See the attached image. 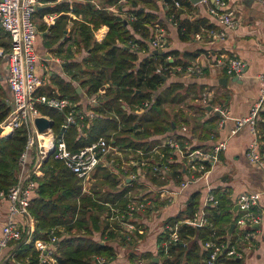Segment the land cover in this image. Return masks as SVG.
<instances>
[{"label": "trees", "instance_id": "16d2710c", "mask_svg": "<svg viewBox=\"0 0 264 264\" xmlns=\"http://www.w3.org/2000/svg\"><path fill=\"white\" fill-rule=\"evenodd\" d=\"M177 1L181 4L180 8L175 5V0H74L72 11L81 16L80 20L74 21V43L79 52L86 51L87 55L81 62L67 60L63 64V71L71 77L70 80L60 75L52 77L53 85L60 94L52 91L51 86L44 89L49 95L67 97L77 102L81 94L73 84V81H76L88 97H97V103L87 105V109L93 110L96 117L89 127L83 129V134H80L78 127L74 125L69 126L65 132L64 139L71 150L89 145L104 136L108 140L114 139L115 144L126 153L140 155L139 151H143L148 158L155 155L154 157L162 163H169L172 177L176 179V183L181 182L183 163H170L171 152L167 148L163 149L166 157L162 160L154 154L160 144L157 136L192 124L209 127V133H213L217 116H211L201 123L186 114L185 109L180 107L181 103L187 101L189 94L183 93V83L172 82L166 87L164 85L172 74L184 73L191 65L190 61H183L175 50L162 54L151 50L150 42L155 25L164 26V21L159 15L161 7H166L167 17L176 21L183 40L189 39L202 29L212 27L205 19H180L183 13L181 8L190 7L191 2ZM111 6L118 7L116 13L110 10ZM47 10L36 12L39 11L43 15ZM50 10L65 13L71 8L68 3L63 2ZM67 20V14H61L54 25L45 24L41 28L47 29L50 37L53 36V40L57 42L65 30ZM0 47L4 48V53H9L12 48L10 35L1 25ZM141 53L144 56H141ZM198 55L199 53H192L185 56L195 59ZM168 57L173 60L170 61ZM179 66L182 67L180 71L174 69ZM160 67L169 69L158 73L157 69ZM106 85L108 87L105 92L100 93L101 88ZM197 86L192 85L191 88L194 100L203 92L198 91ZM5 98L4 91L0 96V123L8 118L12 108ZM146 100L151 101L150 106L141 114L135 113L137 106ZM39 107L44 114L54 119L55 130L60 132L65 121V112L42 105ZM83 107V104L79 103L77 108L81 110ZM200 110L202 114L206 113L205 107ZM261 117L264 118V111ZM259 126L264 127L263 120L259 121ZM193 130L196 131V128ZM206 136L209 138L210 135ZM187 140L185 138L181 143L183 149H186V142H190ZM26 141L27 129L22 124L9 136L0 138V203L1 193L7 192L17 180L19 157ZM262 152L264 153V146ZM173 158L177 159V156ZM44 170L43 178L39 179L38 195L32 199L29 211L37 221L34 232L36 239L49 240L51 231L56 229V264H94V255H102L111 263L118 258V249L111 242L119 241L125 246L127 242L136 246L138 239L144 237L141 230H136L132 235L133 240L127 241V237L111 227L105 218L109 210L108 204L125 206L128 202L127 194L131 188L119 190L118 175L105 167H99L91 193L82 194L80 178L62 161L56 159L54 154H50ZM152 173L148 171L151 181L159 184L165 182ZM215 195L217 204L208 205L204 209L206 225L193 226L187 222L196 217L200 210L201 192H193L186 207L167 219L172 224H179L181 240L170 242L167 233H160L157 237L156 253L139 251L135 246L125 249L129 264H205L207 250L204 244L218 237L220 241L230 245L237 244L240 250H243L242 246L249 245L243 240L244 232L235 227L233 233L229 234V228L239 214L234 212V205L225 194ZM97 234L100 239L96 238ZM12 245L10 252L13 254L3 259L0 264H22L28 257L32 264H50L40 263L39 252L33 242L20 240ZM156 257L159 258L158 261H155ZM242 258L227 260V264H238Z\"/></svg>", "mask_w": 264, "mask_h": 264}, {"label": "built area", "instance_id": "2783aa9c", "mask_svg": "<svg viewBox=\"0 0 264 264\" xmlns=\"http://www.w3.org/2000/svg\"><path fill=\"white\" fill-rule=\"evenodd\" d=\"M208 2L209 0H202ZM208 12L221 25L220 28H209L203 32L195 34L197 39L208 37L212 41L224 40L228 31L237 23L236 13L231 9L226 0H211ZM264 6V0H254ZM175 5L181 7L179 1L175 0ZM37 0H0V25L10 35L12 48L8 53V74L7 82L12 92L11 112L8 118L0 123V138L9 136L21 124L27 129V141L24 150L19 157L17 180L7 192L1 193L2 203L6 204V218L1 227L0 234V262L9 258L13 253L2 256V251L15 242H33L39 252L40 263L56 264L55 252L58 238L54 235L56 229L51 231L49 240L36 239L34 232L37 221L31 215L29 208L32 199L38 195L39 179L45 174L44 165L51 154L62 161L71 171L76 174L82 183V194H90L95 182V173L99 167H105L121 179L122 185L131 188L125 206L119 204H108L109 210L105 218L111 227L119 230L127 241H132V235L138 229L140 213H154L159 211L166 203L175 202L182 191L190 184L199 182L205 177L212 166L218 161L220 154L226 148V141H219L211 147L192 149L186 147L183 152L180 139L177 135L166 138L163 145L171 152L170 163L179 162V154H186L184 166L187 178H182L174 188L167 186L174 182L175 178L169 177L170 164L162 163L153 155L148 158L146 153L139 151L140 155L126 153L120 146L115 144L114 139H107L101 136L93 143L71 150L64 139L65 132L69 126H77L80 134L83 129L89 127L96 113L93 110L80 111L76 105L68 98L57 95H49L44 92V88L49 83V77L40 69V58L36 50L38 29L34 22V14L37 11ZM55 15L48 16V23H52ZM151 47L155 50L165 52L168 47L165 29L156 25ZM170 61L173 58L168 57ZM213 66L225 67L229 75L240 76L246 67L242 58L236 56H219ZM181 66L175 67L181 70ZM169 68L160 67L158 73ZM185 73L190 76H200L204 73V67L198 64L189 65ZM259 94L250 107L249 113L244 117L233 118L227 106H219L214 109L219 112L222 125L228 119H234L235 127L233 134L238 133L244 127H248L253 139L249 143L246 157L251 164L257 167L264 175V153L262 152V142L259 138V121L264 111V73L258 76ZM106 86L101 88L100 93H104ZM208 94L204 95L206 102ZM91 103H97L96 96L92 97ZM151 101L146 100L137 106L135 113L143 112L150 106ZM39 105L52 108L60 112H65V121L61 126V131L55 130L54 119L44 114ZM44 117L53 122L51 127L43 131L36 125V119ZM186 130V127H183ZM179 153V154H178ZM177 156L173 158V156ZM161 160L166 157L161 153ZM152 171L154 175L160 176L166 184L147 194L141 188L132 190L140 178H146L147 171ZM264 190L248 191L241 193L236 204L239 206V214L235 221V227L240 232H244L243 240L252 242L256 232L255 226L261 221L263 212L261 210V200ZM218 202L215 193L209 191L205 196L204 206L199 214L193 219L187 220L193 226H203L207 224L204 217V209L208 205H216ZM164 221V220H163ZM167 233L170 242L181 240L179 224H172L165 219L162 224V232ZM104 243V242H103ZM207 250L205 264H227V260L243 257V250L237 244H227L220 241L219 237L210 239L204 244ZM94 264H109L102 255L93 256ZM22 264H32L28 257Z\"/></svg>", "mask_w": 264, "mask_h": 264}, {"label": "crops", "instance_id": "0c3cea01", "mask_svg": "<svg viewBox=\"0 0 264 264\" xmlns=\"http://www.w3.org/2000/svg\"><path fill=\"white\" fill-rule=\"evenodd\" d=\"M37 1V10L49 9L43 15H41L39 11L34 14V22L38 29L36 50L40 58V69L49 77V83L45 88L51 86L53 87L52 91L57 94L58 90L57 87L53 85L52 77L54 75H60L64 79L70 80L71 77L63 71V64L67 60L81 62L87 55L86 51L79 52L74 43V21L80 20L81 16L76 15L72 11L74 0ZM63 2L68 3L71 10L65 13L50 10ZM190 2V7L181 8L183 9V13H181L180 19L189 18L192 21L205 19L209 25H212L210 28L218 29L221 27L219 22L208 12V7L210 3H212L211 0L207 3L202 0L198 3H194L192 0H190ZM226 2L228 6L235 11L237 23L228 31L227 37L224 40L212 41L208 37L197 39L195 35H192L187 40H183L180 37L176 21L174 22L171 17H167V8L161 7L159 12L160 18L164 21V26L160 24L157 25L165 29L168 41V47L165 51H178L180 55L179 58H182L183 61H190V64H198L204 67V73L200 76H190L185 72L182 74H172L167 79L164 87L172 82L183 83V93L189 94L187 101L181 103L180 107L185 109L186 114H189L191 118H196L197 121L201 123L211 116H217V119L215 122L216 128L213 130V133H209V127H205V129L203 128L204 126H193L192 124L183 126L186 127V130L181 127L174 131L167 132L164 135L157 136V138L160 139V144L154 150V154L158 155V159H161L160 154L163 153L164 148H167L163 145V142L172 135H177L179 139L181 138L180 143H182L185 138L190 140V142H186V147H195V149L211 147L219 141H226L227 145L225 150L220 154L218 161L210 168L209 173L199 182L187 186L175 202H167L165 207L161 206L160 210L154 213L138 214L140 221L138 222L137 231L141 230L144 233V237H140L135 246L139 251L157 252V237L162 232L163 222L165 219L176 215L180 210L184 209L193 192H201V205L199 210L201 211L204 206L205 196L209 191L213 190L218 196L222 193L225 194L235 206L236 200L241 193L264 190V175L257 167L251 164L246 157L249 143L253 139V135L249 128L244 127L238 133L233 134V128L235 127L234 119H228L221 125V117L216 114V110L214 109L219 106H227L233 118L244 117L249 113L251 105L258 97V76L264 73V6L254 0H226ZM110 10L116 13L118 7L111 6ZM61 14H67L68 20L61 38L55 42L52 38L53 36L50 37V32L41 27L45 24L47 26L54 25ZM50 15H55V19L52 23H48L47 21ZM205 30L206 29H202L201 32L205 34ZM151 50L153 51L154 49L151 47ZM192 53H199V55L195 59H192V56H185L186 54ZM7 55L8 53H4V48L0 47V96L5 91V100L12 105L13 94L7 82ZM141 56H144V54L141 53ZM219 56H236L242 58L246 63L244 72L240 76H234L229 75L225 67L213 66L212 62H215L216 58ZM2 58L4 59L1 60ZM73 84L77 87V91L81 94V98L77 102H74L70 98L68 99L76 105V108L79 103H82L84 107L81 108L80 111H90L87 109V105L91 103L90 99L92 97H88L84 89L81 88L76 81H73ZM192 85H198L197 90L200 92L203 91V94L201 93L198 99L195 100L193 98L194 92L191 90ZM106 87H108V85H106ZM205 94H208L206 102L204 100ZM209 106H212V110H208ZM201 107L206 108L205 114H202L200 110ZM141 113L142 112H139L137 114ZM261 120L264 122V118L261 117ZM194 127L196 131L193 130ZM208 134L210 135L209 138L206 136ZM259 138L262 142V146H264V127L262 126H259ZM181 149L183 152L186 150L183 149L182 146ZM177 156L179 159L178 161L183 163L182 178H187L186 168L184 166L186 154L183 153ZM148 171L146 173V178H140L139 182L132 190L139 186H143L145 188H141V190L143 189L144 193L153 194V191L166 184V182L159 184L151 181ZM171 172L172 170L170 169L168 173L169 177L174 178ZM155 177L160 181H164L160 176L155 175ZM95 179H97V177ZM176 184L175 179L174 182L169 183L167 186L174 188ZM117 188L119 190L126 188L122 185L121 179ZM261 210L263 212V217L255 226L256 232L254 239L252 242L248 243L249 245L242 246L243 258L238 264H264V196L261 200ZM5 218L6 204L5 202H1L0 234ZM96 238L100 239V235L97 234ZM111 243L118 249V258L109 264H129V261L125 257V245L119 241ZM125 244L126 246L128 245L127 242ZM12 248L13 245H10L8 248L4 249L2 251V256L10 253Z\"/></svg>", "mask_w": 264, "mask_h": 264}, {"label": "water", "instance_id": "95a60500", "mask_svg": "<svg viewBox=\"0 0 264 264\" xmlns=\"http://www.w3.org/2000/svg\"><path fill=\"white\" fill-rule=\"evenodd\" d=\"M199 1H201V0H192V2H194V3H198ZM153 52L156 54H162L163 53V51L155 50V49L153 50ZM163 78L166 79L165 76H163ZM208 110H212V106H209ZM216 114L219 115V112L216 111ZM36 125L39 128V130L43 131L47 127H51L53 125V122L49 121L47 118L40 117V118L36 119ZM50 154H51V152H50ZM238 209H239V206L236 204L234 206V212L237 213ZM234 229H235V223H232L230 228H229V234H232ZM158 260H159V258L156 257L155 261H158Z\"/></svg>", "mask_w": 264, "mask_h": 264}, {"label": "rangeland", "instance_id": "374dc122", "mask_svg": "<svg viewBox=\"0 0 264 264\" xmlns=\"http://www.w3.org/2000/svg\"><path fill=\"white\" fill-rule=\"evenodd\" d=\"M5 56H6V55H5ZM3 59H4V58H2L1 60H3ZM2 63H3V62H2ZM2 63H1V64H2ZM141 191H144V190L142 189ZM2 206H3V205H2ZM133 242H134V241H133ZM133 246H135V244H133V245H129V244H128L127 246H124V248H125V249H129L130 247L134 248Z\"/></svg>", "mask_w": 264, "mask_h": 264}]
</instances>
